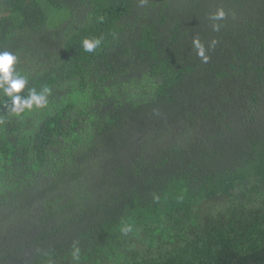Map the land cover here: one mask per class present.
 Segmentation results:
<instances>
[{
    "label": "trees",
    "instance_id": "1",
    "mask_svg": "<svg viewBox=\"0 0 264 264\" xmlns=\"http://www.w3.org/2000/svg\"><path fill=\"white\" fill-rule=\"evenodd\" d=\"M5 50L0 264H264V0H0Z\"/></svg>",
    "mask_w": 264,
    "mask_h": 264
},
{
    "label": "clouds",
    "instance_id": "2",
    "mask_svg": "<svg viewBox=\"0 0 264 264\" xmlns=\"http://www.w3.org/2000/svg\"><path fill=\"white\" fill-rule=\"evenodd\" d=\"M225 13L223 10H219L213 17L214 19H223ZM216 30L218 26H215ZM101 44V39H84L83 49L86 52H93ZM193 47L196 50L197 55L202 58L206 63L208 56L205 54V48L201 44L198 38L193 39ZM18 57L10 51H0V93L6 98L5 106L8 111L16 116H20L25 111H32L35 109L45 108L48 104V95L50 89L44 87L40 92H37L35 88H29L26 94V85L28 79L26 76L21 75L15 65L17 64ZM130 229L125 228L127 232ZM73 256L75 259L79 257V249H75Z\"/></svg>",
    "mask_w": 264,
    "mask_h": 264
}]
</instances>
